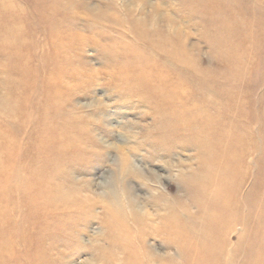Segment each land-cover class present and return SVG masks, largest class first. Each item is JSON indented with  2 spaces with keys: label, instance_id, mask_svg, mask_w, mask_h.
Listing matches in <instances>:
<instances>
[{
  "label": "rangeland",
  "instance_id": "1",
  "mask_svg": "<svg viewBox=\"0 0 264 264\" xmlns=\"http://www.w3.org/2000/svg\"><path fill=\"white\" fill-rule=\"evenodd\" d=\"M0 264H264V0H0Z\"/></svg>",
  "mask_w": 264,
  "mask_h": 264
}]
</instances>
